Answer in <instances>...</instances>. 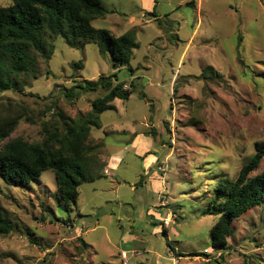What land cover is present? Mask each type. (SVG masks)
<instances>
[{
    "label": "rangeland",
    "instance_id": "1",
    "mask_svg": "<svg viewBox=\"0 0 264 264\" xmlns=\"http://www.w3.org/2000/svg\"><path fill=\"white\" fill-rule=\"evenodd\" d=\"M154 2L147 12L150 0H102L106 17L92 23L117 37L135 33L132 71L115 70L95 43L76 49L46 35L50 60L31 50L34 64L2 94L34 119L11 139L41 144L44 126H62L59 112L86 116L105 94L76 89L69 100L66 89L117 73L135 91L91 128L86 176L94 181L79 187L77 202L58 200L53 171L25 188L0 178V213L13 225L0 235V264H264V205L235 220L221 248L210 234L218 217L206 214L217 182L233 183L264 142V0ZM262 172L264 159L252 176ZM167 214L175 218L165 227Z\"/></svg>",
    "mask_w": 264,
    "mask_h": 264
},
{
    "label": "trees",
    "instance_id": "2",
    "mask_svg": "<svg viewBox=\"0 0 264 264\" xmlns=\"http://www.w3.org/2000/svg\"><path fill=\"white\" fill-rule=\"evenodd\" d=\"M12 1L11 6L0 8V144L7 141L0 147V178L9 186L25 188L39 181L45 171H53L57 179V198L69 206L77 202L79 187L94 181L86 176V160L94 151L88 144L91 128L100 127L99 116L114 109L115 100L127 101L135 91L125 90L124 85L117 82V73L110 78L83 81L66 89L65 96L69 100L77 98L76 89L85 93L104 90L105 94L91 102L92 110L86 116L70 119L59 112L62 126H44L41 144L29 143L22 138L11 139L23 119L30 123H34V119L26 106L2 94L16 88L15 77L27 73L34 64L31 50L50 60L51 53L45 51L46 35L61 36L69 47L76 49L81 48L80 43H95L100 54L110 58L115 70L129 67L132 71L131 60L139 43L134 32L117 37L110 30L92 25L93 21L106 17L102 0ZM155 13L145 15L156 17ZM82 68V63L74 65V71ZM56 104L51 105L55 108ZM263 159L264 142H258L255 154L241 168L233 183L222 179L217 182L214 208L206 213L218 217L210 232L213 247L227 246L228 239L233 236V222L264 205V172L252 176ZM12 229L11 222L0 213V235H7Z\"/></svg>",
    "mask_w": 264,
    "mask_h": 264
},
{
    "label": "crops",
    "instance_id": "3",
    "mask_svg": "<svg viewBox=\"0 0 264 264\" xmlns=\"http://www.w3.org/2000/svg\"><path fill=\"white\" fill-rule=\"evenodd\" d=\"M154 3H155L154 0H150V6H149V7L144 6V9H146V11L149 12V11L152 9ZM141 137H142V136H140V135L136 136V138H135V139H137L136 141H139V140L141 139ZM130 146H136V143H133V144L130 145ZM147 151H148V150H143L142 153H138V154H137L138 157H139V158H143V157L145 156L144 154H146ZM148 156H149V155H148ZM111 158H112V159H110L111 164H112V163H117L118 159L116 160V159H115L116 157H111ZM150 159H151V160H148V161L145 160V161H144V163H145V165H146L147 167L155 163V159H153V158H150ZM112 165H113V164H112ZM153 213H154V212H153ZM154 214H155V213H154ZM168 215H169V214H167L164 218H166ZM154 216H156L157 218L160 217V215L157 214V213H156Z\"/></svg>",
    "mask_w": 264,
    "mask_h": 264
},
{
    "label": "built area",
    "instance_id": "4",
    "mask_svg": "<svg viewBox=\"0 0 264 264\" xmlns=\"http://www.w3.org/2000/svg\"><path fill=\"white\" fill-rule=\"evenodd\" d=\"M159 171H162V168H159L158 169ZM175 218V215H169V216H167L166 218H164V220H163V224H164V226L166 227V226H169L170 224H171V222H172V218Z\"/></svg>",
    "mask_w": 264,
    "mask_h": 264
}]
</instances>
